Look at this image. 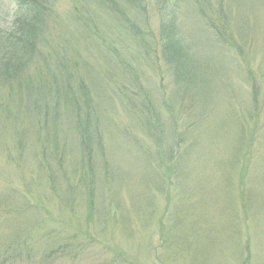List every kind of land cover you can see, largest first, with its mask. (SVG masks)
<instances>
[{
	"label": "rangeland",
	"instance_id": "374dc122",
	"mask_svg": "<svg viewBox=\"0 0 264 264\" xmlns=\"http://www.w3.org/2000/svg\"><path fill=\"white\" fill-rule=\"evenodd\" d=\"M168 2L191 83L118 19L86 31L71 0L45 34L57 59L22 77L58 97L49 119L20 102L31 82L0 79V264H264V0ZM14 4L0 0L6 29Z\"/></svg>",
	"mask_w": 264,
	"mask_h": 264
},
{
	"label": "trees",
	"instance_id": "16d2710c",
	"mask_svg": "<svg viewBox=\"0 0 264 264\" xmlns=\"http://www.w3.org/2000/svg\"><path fill=\"white\" fill-rule=\"evenodd\" d=\"M12 1L15 2L14 20L12 21L10 28L6 29L0 26V79L6 82L11 81V84L17 82L16 85L18 86V89L22 91L24 83L31 82L30 79L22 78L24 70L30 65L36 63L38 57L41 60L43 59L45 64H49L50 59H53L54 57L57 59V55L60 54L58 49L54 50L55 55L45 50V46L49 44L45 34L49 29V20L51 19L52 14L54 15L56 13V6L59 0ZM71 1L76 10L74 12V17L79 19V21L76 22L82 25L85 30L90 28V30L93 31L92 34L97 33L95 30L98 29V20L100 18L103 19V14L106 16L109 15L113 19H118V22H121L123 30L128 35L134 37L140 45L146 48L150 47L151 50L146 53L147 56L153 54L156 57V62L160 63V61L163 60L172 67V73L177 82H193L188 65L184 64L186 61L184 53L190 51V49H185L187 41L181 33V30H179L180 17H177L176 15L177 9H169V0H156V2L155 0H152L151 2L150 0ZM155 4L158 6L157 11L161 14L157 31L153 29L149 15L147 17L149 7ZM196 4L197 6L198 4L201 5L200 13H203L205 5L201 4V0H196ZM132 12H136L138 16L140 15V23L137 20H133V15L136 14H133ZM1 19L2 10L0 7V22ZM208 20V26L213 25L214 32H217L223 39H229L223 33V29L218 26L215 21L211 18ZM101 23L104 22L101 21ZM59 58L61 60V65L63 66L62 68L65 71L62 75H66V67L68 64L67 59H64L63 57ZM71 76V74H68L67 78L70 80ZM69 80L67 82H69ZM31 83L33 84V82ZM51 83L53 84V80ZM66 86L71 89L69 83H66L64 88H66ZM26 87V92L24 89L23 92L17 94L21 98L20 102L25 99L30 102V106L32 107V110L30 111H35L36 117L40 118L41 122H45L49 119V113H53V111L50 110L49 101L54 98H56L57 101L59 100L58 97H52V95L50 97L46 96L39 101L40 85L33 84L31 87L29 84ZM52 88L54 89V85ZM85 91L80 97L77 94L73 97L75 106L78 107L76 116L79 121L82 119V112L86 108L87 114L89 112L87 102L82 101L83 96L85 94L87 96ZM11 95L13 97L14 92H11ZM42 101H45L44 105H47H42ZM81 102H83L84 105H81ZM56 105H59L58 101L56 102ZM21 106H23V103H21ZM85 138L82 134V143H84L83 145L86 148L87 145Z\"/></svg>",
	"mask_w": 264,
	"mask_h": 264
}]
</instances>
